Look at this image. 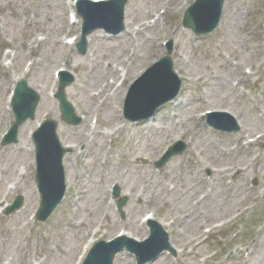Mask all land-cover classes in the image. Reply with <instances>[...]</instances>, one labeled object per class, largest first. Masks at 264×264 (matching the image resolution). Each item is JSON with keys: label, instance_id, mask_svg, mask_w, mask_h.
<instances>
[{"label": "rangeland", "instance_id": "obj_1", "mask_svg": "<svg viewBox=\"0 0 264 264\" xmlns=\"http://www.w3.org/2000/svg\"><path fill=\"white\" fill-rule=\"evenodd\" d=\"M194 2L128 0L125 18L128 12L142 26L135 39L120 48L125 30L108 37L97 30L88 36L86 54H80L75 45L58 41L66 32L80 36L82 22L68 25L75 8L65 0H0L1 206L16 196L23 200L18 212L0 217V264H73L90 239H110L123 229L134 237L147 236L143 217L151 211L156 221L170 224L163 227L175 253L167 251L148 264L160 259L164 264H264V0H224L221 24L207 36L183 25ZM37 36L45 40L38 44ZM168 41L173 42L170 58L183 81L181 91L149 122H131L125 117L142 114L134 104L126 107L130 88L166 55ZM28 59L35 64L25 73ZM60 65L73 76L65 94L83 118L76 125L62 120L59 102L50 94ZM126 71L129 80L117 86ZM22 74L41 97L35 119L41 111L47 113V119L56 121L61 141L76 145L65 161L73 184L44 224L27 222L39 203L29 137L35 120L19 126L17 143L1 145L4 130L14 121L6 110L8 94ZM111 88L109 106L89 101L91 94ZM206 110L229 111L241 120V129L232 134L209 129L201 117ZM254 136L260 138L245 146ZM178 140L188 148L157 168L163 152ZM235 168L240 173L234 175ZM10 183L16 185L12 190ZM115 185L117 198L128 196L124 218L117 201L106 207ZM186 190L192 193L186 196ZM197 215L204 220L189 221ZM101 221L102 231L95 233ZM118 255L136 264L133 254Z\"/></svg>", "mask_w": 264, "mask_h": 264}, {"label": "water", "instance_id": "obj_2", "mask_svg": "<svg viewBox=\"0 0 264 264\" xmlns=\"http://www.w3.org/2000/svg\"><path fill=\"white\" fill-rule=\"evenodd\" d=\"M121 1L122 2L120 1L117 2V5L114 11L112 10L109 11L107 8H104V10H106L109 13V15H102V11L104 10H100V9L97 10L98 16H102V17L101 18H98V16L95 17V20L98 22L94 27L106 25L107 20L117 18V17L120 18V16H122L123 5H125L126 3V0H121ZM223 2L224 0H200L197 4H195L187 12L185 16V25L192 27L198 33H206V32L212 31L218 25V22L220 20ZM103 16H106V17H103ZM196 17L202 20V22H198ZM161 65H163V67L166 68V71L170 74V71L172 68L171 60L169 58H165L164 60H162ZM23 93L27 95L31 94L32 102H35L38 100L37 94L33 92L31 89H28L26 81H22L19 87V93H18V97L15 103L16 106L20 105L21 96ZM58 96L62 102L63 109L67 111V114H68L66 115L67 119L69 121H72V118L69 116L70 114L67 108L69 105L67 104L63 90L60 91ZM157 106H158V103L155 104L152 107V109L156 108ZM34 107H35V104L30 107V112L28 111L29 115H33ZM20 118L21 117L18 116V122ZM18 122H17V125H18ZM54 123L50 122L49 123L50 127L46 125L44 131L41 134H39L37 138V140H39L40 138L46 135H49L48 143H45L43 141L38 142L39 167H40V170L43 169L42 171L44 172L43 177L47 178L42 184V189H43V192H47L49 194L51 202L53 203L52 206L45 213V216L49 215V213L57 205L60 199L57 197L62 193V186H63V181H64L63 172L61 170V159L63 156V151L57 148V138L55 139L54 137L55 136V133H54L55 124ZM13 136H15V132ZM52 158L55 159L56 165H57L56 168H53V169H52V160H51ZM54 187L56 188V192L53 193L52 189ZM47 198H48L47 195L44 193V199H47ZM115 252L116 250L112 251L111 254H108L106 262L103 261L102 264H111V260Z\"/></svg>", "mask_w": 264, "mask_h": 264}, {"label": "bare ground", "instance_id": "obj_3", "mask_svg": "<svg viewBox=\"0 0 264 264\" xmlns=\"http://www.w3.org/2000/svg\"><path fill=\"white\" fill-rule=\"evenodd\" d=\"M177 0H165V2L166 3H168V4H174L175 2H176ZM127 14H128V12H127ZM126 14V16H128V19H127V17H126V21L128 20L129 22L127 23L128 24V27L130 28V30L134 27V26H136L138 23H137V21H134V20H132L131 18H133V16L132 17H130L129 15H127ZM135 31V30H134ZM134 31L132 32V31H129V30H126V32L124 33V35L120 38V41H121V47L120 48H123L125 45H127L129 42H131L132 40H134L135 39V36H134ZM100 38L103 40V39H105V37H101L100 36ZM119 53V51H117L116 52V54H118ZM133 61H132V63H131V65L130 66H132L133 65ZM109 68H112V66H108L107 67V69L109 70ZM42 72V71H41ZM39 73L40 74V79H45V78H43L44 76H45V74H43V73ZM96 73H98V78L101 76V72H99V71H96ZM126 78H125V81H127V80H129V78H130V76H129V74H127L126 76H125ZM135 77V76H134ZM217 84H221L222 83V78L221 79H218L217 80V82H216ZM107 86H109V85H106L105 87H107ZM214 91V90H213ZM109 93V91L107 90V89H102V90H99L98 91V93H93V94H91V96L88 98L89 99V101H91V99L93 100V101H95L98 105H102L103 103H105V102H107V105L109 106V100H110V97L112 98L113 96L112 95H110V94H108ZM95 103V104H96ZM238 118V117H237ZM238 122H240L241 123V120L238 118ZM98 135H99V133H98ZM30 151H31V149H30ZM238 172H240V171H238ZM68 173V172H67ZM73 184V181H72V179L70 180V179H68V186L69 185H72ZM192 193V191L191 190H186L185 191V195L186 196H188L189 194H191ZM186 196H183V197H186ZM98 197H100V195H98ZM219 205V204H218ZM222 206V205H221ZM197 208L196 206H194V205H190V208ZM226 208H228L227 206H225ZM179 208V207H178ZM95 209H93L92 211H94ZM198 216V217H197ZM197 216H195V217H192V218H190L189 219V221H191V222H194V223H196V222H198V223H200L198 220L200 219L201 221H203L204 220V218L203 217H201V216H199V215H197ZM198 219V220H197ZM168 225V224H167ZM122 258H120V260H121ZM120 260L118 261V263L117 264H127V260H125V259H122V260H124V261H121L120 262ZM166 261L165 260H159L158 262H157V264H164Z\"/></svg>", "mask_w": 264, "mask_h": 264}]
</instances>
